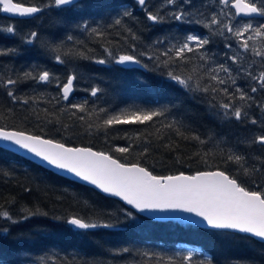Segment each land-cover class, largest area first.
I'll use <instances>...</instances> for the list:
<instances>
[{
    "label": "trees",
    "instance_id": "trees-1",
    "mask_svg": "<svg viewBox=\"0 0 264 264\" xmlns=\"http://www.w3.org/2000/svg\"><path fill=\"white\" fill-rule=\"evenodd\" d=\"M15 1L41 11L0 7V127L158 176L219 169L264 196L259 21L221 0ZM0 264H264V242L146 218L0 147Z\"/></svg>",
    "mask_w": 264,
    "mask_h": 264
},
{
    "label": "water",
    "instance_id": "water-1",
    "mask_svg": "<svg viewBox=\"0 0 264 264\" xmlns=\"http://www.w3.org/2000/svg\"><path fill=\"white\" fill-rule=\"evenodd\" d=\"M144 4L146 0H138ZM78 0H57L62 6ZM9 17L30 18L38 9L0 0ZM237 17L261 18L256 6L235 0ZM74 92L73 77L62 88L67 99ZM0 147L13 151L64 177L116 198L139 214L154 220L178 219L215 230L251 235L264 242V199L240 187L221 171L195 177L153 176L137 164H122L114 157L88 147H68L30 133L0 128ZM71 223L82 227L76 219Z\"/></svg>",
    "mask_w": 264,
    "mask_h": 264
}]
</instances>
